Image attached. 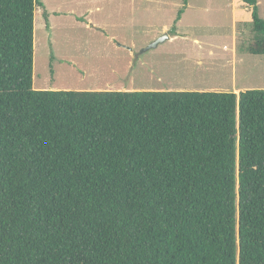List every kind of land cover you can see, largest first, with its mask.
Instances as JSON below:
<instances>
[{
    "label": "trees",
    "instance_id": "1",
    "mask_svg": "<svg viewBox=\"0 0 264 264\" xmlns=\"http://www.w3.org/2000/svg\"><path fill=\"white\" fill-rule=\"evenodd\" d=\"M37 7L0 0V264H264V90H34Z\"/></svg>",
    "mask_w": 264,
    "mask_h": 264
},
{
    "label": "rangeland",
    "instance_id": "2",
    "mask_svg": "<svg viewBox=\"0 0 264 264\" xmlns=\"http://www.w3.org/2000/svg\"><path fill=\"white\" fill-rule=\"evenodd\" d=\"M39 1L34 90H264V56L246 51L255 35L242 0H187L177 22L182 0Z\"/></svg>",
    "mask_w": 264,
    "mask_h": 264
},
{
    "label": "water",
    "instance_id": "3",
    "mask_svg": "<svg viewBox=\"0 0 264 264\" xmlns=\"http://www.w3.org/2000/svg\"><path fill=\"white\" fill-rule=\"evenodd\" d=\"M167 38V37H166ZM165 39L164 38H159L157 39L156 41L152 42L147 48H145L142 52H145V51H148V50H151V49H154L156 48L160 43H162ZM120 47H124L126 49H128L129 51H131L130 48H127L125 46H122V45H119Z\"/></svg>",
    "mask_w": 264,
    "mask_h": 264
},
{
    "label": "crops",
    "instance_id": "4",
    "mask_svg": "<svg viewBox=\"0 0 264 264\" xmlns=\"http://www.w3.org/2000/svg\"><path fill=\"white\" fill-rule=\"evenodd\" d=\"M239 93V92H238Z\"/></svg>",
    "mask_w": 264,
    "mask_h": 264
}]
</instances>
